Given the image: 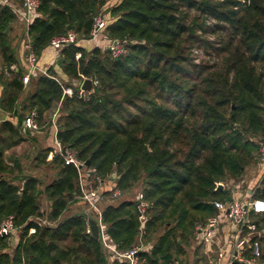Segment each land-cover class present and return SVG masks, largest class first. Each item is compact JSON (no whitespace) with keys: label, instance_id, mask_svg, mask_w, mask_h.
<instances>
[{"label":"trees","instance_id":"trees-1","mask_svg":"<svg viewBox=\"0 0 264 264\" xmlns=\"http://www.w3.org/2000/svg\"><path fill=\"white\" fill-rule=\"evenodd\" d=\"M16 4L21 0L0 1V52L9 65L18 61L7 33L18 16ZM100 13L107 16L104 34L127 41V55L115 58L88 42L69 44L47 73L33 75L27 85L21 66L9 76L0 69V106L18 121L0 119V220L13 215L21 229L13 253L5 251L11 237L0 239V264H129L110 261L113 253L101 237L87 231L92 219L87 213L60 220L81 197L78 168L66 162L63 151L42 147L35 156L37 166L57 172L44 187L20 160L8 162L7 151L31 133L23 126L31 109H37L41 124L45 113L61 104L59 143L89 161L103 179L116 174L112 191L142 184L148 203L144 223L138 200L102 209L119 250L150 245L138 252V264H186L196 224L216 213V200L232 198L228 181H241L248 167L260 162L264 0H41L27 26L38 62L52 39L69 29L88 38ZM210 34L221 36L212 41ZM196 44L211 46L218 58L210 52L209 61L197 62ZM84 78L99 80L86 98L75 87ZM109 192L104 200L113 198ZM255 196L264 198V174ZM43 213L59 221L42 224L37 218ZM254 218L257 264H264V213ZM68 240L76 245L64 247Z\"/></svg>","mask_w":264,"mask_h":264},{"label":"built area","instance_id":"built-area-1","mask_svg":"<svg viewBox=\"0 0 264 264\" xmlns=\"http://www.w3.org/2000/svg\"><path fill=\"white\" fill-rule=\"evenodd\" d=\"M40 3L41 0H21V5L17 7L18 16L21 15L23 17L27 26L37 15ZM93 22V27L88 38H81L75 30L69 29L66 33L55 36L49 47L55 53H59L63 47L69 44L81 43L85 40L88 43H94L95 46H99L103 50L109 51L115 58L129 53L130 47L127 41L119 40L118 43H115V39L104 34L106 27V17L104 14L100 13L94 16ZM196 51L198 52L199 50ZM10 67L12 70L18 69L13 64ZM39 72L47 73V69H41L39 67L38 55L30 48L26 57V71L22 79L23 83L27 85L31 77ZM97 83L98 80H94V84L97 85ZM82 91H84L83 88ZM64 92L71 94L72 90L70 88H64ZM24 125L32 133L40 131V115L37 109H31L28 112L24 120ZM57 132L58 130L55 136L57 143L60 144L57 139ZM59 151H63L62 146H60ZM64 157L67 163H73L78 168L81 198L90 209L98 212L96 221L99 225L100 237L104 245L113 253L114 257L127 260L129 264H138V252L141 250V246H134L127 250H119L108 236L100 207V202L105 199V191L108 190L105 189L107 180L99 175L96 167L89 166L85 161L78 159L74 150L66 149V155ZM259 159L260 163L264 166V141H262L259 149ZM256 188L251 190L252 193L247 197L237 196L227 201L216 200V213L208 217L204 222H198L196 224V239L198 243L205 248L210 243L219 247L214 249V251L212 248L206 250L210 254L211 264H235V261L245 264H257L259 243H253V239L259 231L254 216L264 212V198L255 196ZM119 194H121V191L117 189L114 196H118ZM147 207L148 203L144 200L143 193H140L137 208L143 223L148 218L146 214ZM224 211L225 215H222ZM226 219L229 221L231 228L227 234L222 235L220 233V226L225 223ZM89 227L88 232H91ZM16 229L13 215L3 218L0 220V239L11 237ZM199 234H201L200 237H198Z\"/></svg>","mask_w":264,"mask_h":264},{"label":"rangeland","instance_id":"rangeland-1","mask_svg":"<svg viewBox=\"0 0 264 264\" xmlns=\"http://www.w3.org/2000/svg\"><path fill=\"white\" fill-rule=\"evenodd\" d=\"M2 2H4V0H0ZM20 4V2L18 3ZM15 6H19V5H15ZM107 17V16H106ZM27 25L23 19V17L20 15L19 18L17 20L14 21L13 23V27L10 30H7L8 33V39L10 41V44L12 46V49L15 52V55L18 59V61L15 63L16 66H21L23 69H26V57L27 54L31 48L30 46V42H31V38L28 35V30H27ZM220 34H210L207 35V37L212 40V41H218L217 39L220 38ZM83 43H86L87 41L83 40ZM88 46H94V43H87ZM196 47H194V51L193 53V57L195 58V60L197 62H204V61H209L210 59V55H207L206 53H210L213 57H217L216 55V51L214 50V48H212L211 46H207L205 44L203 45H199L196 44ZM199 46V47H197ZM196 50H199L198 52ZM55 53V52H54ZM59 53H57V58ZM56 58V60H57ZM55 62V61H54ZM51 64H47L46 67H49ZM2 67H5V73L7 74V76L10 75V65L6 63L3 54L0 52V69ZM47 69V68H46ZM86 78H84L85 80ZM93 79V78H92ZM84 80H81L82 82ZM95 80H98L97 78H95ZM94 81V80H93ZM99 81V80H98ZM81 83V82H80ZM76 84L75 87H78L79 90V95L83 96L84 98H86L89 94L88 91L84 90L82 91V83L81 84ZM99 84V82L97 83ZM95 87V84H94ZM95 91V90H94ZM93 91V92H94ZM92 93V92H91ZM60 106L61 104H56L53 108H51L49 111H47L41 121V129L38 133L35 134H28V138L21 143L18 147H16L15 149H12L11 151H9V154L7 152L6 154V158L9 162L13 163V159L14 156H18L25 171L34 175L39 176L42 179V184L41 186L44 187V185L50 181H52V179H54L57 176V172L56 169L54 167L48 166L46 164L42 165V166H37V163L35 162V156L38 154L39 150L42 147H48L47 145H51L53 143H55L57 145V147L55 146L54 149L55 151L60 150V144L58 145L57 140L55 138V133L58 130V119L59 116L61 114L60 112ZM49 122L52 123L51 126H49ZM262 142V141H261ZM75 152V151H74ZM54 153V152H53ZM50 155V153H49ZM48 155V158H49ZM51 157H53V155H51ZM52 159V158H50ZM260 168L259 165H251L248 167L246 174L244 175V178L240 181L244 184V186L246 187L247 184L250 183L251 180H255V184L254 185H258L261 178L263 177V173L260 175ZM116 177L113 176V178H109L107 179V182L109 183H113L114 178ZM255 178V179H254ZM239 183L238 181H234V180H230L226 183V187L227 188H232L234 187V184ZM255 186V187H256ZM111 192L108 193V195H112L113 198H106V200H102L100 202V207L101 209H103L108 203H118L119 201L123 200V199H133V200H138V196L142 191V184L141 183H136L134 184V186L125 192H121V194H119L118 196H114L115 195V191L110 190ZM121 191V190H120ZM82 198H78L77 201L73 202L70 204L69 208L63 213V215L61 216L60 220L76 214V213H87V215L89 216V218H95L98 217V212L95 211L94 209H90L88 207V205L83 201ZM41 206H42V211H45L46 213L49 210V205H48V201L45 198H42L41 200ZM43 213V216H41L40 218H37L38 221H40L42 224H46V225H55L57 224V222L59 221H53L50 220L49 218H47V214ZM222 215H225V211L223 212ZM224 225H221L220 228H222ZM21 235V229L17 228L15 233L12 235V238L8 239L9 242V247L5 249V251H9L10 253H13L15 250V246L17 245V243L19 242V237ZM203 235V234H202ZM201 234L198 235V237H200ZM197 239H195V235H193L190 238V242L189 244H187L186 246V255L184 256V259L187 261L186 264H208L209 259L207 261V259L205 260V258H203L202 256V251L200 249L201 245L197 244ZM76 245V243L68 240L65 243H63L64 247H74ZM212 248L213 251L216 248H219L217 246H214L213 244H208L206 245V250ZM105 249H107L105 247ZM204 252V251H203ZM110 257V255H108ZM111 258V257H110ZM259 258V257H258ZM259 259H257L258 261ZM82 264V263H81Z\"/></svg>","mask_w":264,"mask_h":264},{"label":"crops","instance_id":"crops-1","mask_svg":"<svg viewBox=\"0 0 264 264\" xmlns=\"http://www.w3.org/2000/svg\"><path fill=\"white\" fill-rule=\"evenodd\" d=\"M19 18V16H17V19ZM16 19V20H17ZM57 56V53H54V51L50 48V47H48L47 49H46V51H45V54L44 55H42L41 57H40V61L38 62V64H39V67L41 68V69H46L47 67H46V65L47 64H53L54 63V61L56 60V57ZM12 65V64H11ZM10 65V66H11ZM13 65H15V63H13ZM17 67H19V66H17ZM11 68V67H10ZM10 70H12V69H10ZM13 71H16V70H13ZM93 83H94V81H93ZM1 92H2V86H1V84H0V96H1ZM12 119L15 123H17L18 121H17V118L16 117H12V114L10 113V112H6V111H4L3 109H2V107L0 106V119ZM23 126H24V128H25V125H24V122H23ZM26 129V128H25ZM39 132V131H38ZM38 132H34V133H32L31 132V134H35V133H38ZM55 138H56V136H55ZM24 142V141H23ZM22 142V143H23ZM52 144L51 145H47V146H53V147H57V145L55 144V143H53V142H51ZM20 145V144H19ZM19 145H17V146H15V147H13V148H11L10 150H8L7 152H8V154H9V151H11L12 149H15L16 147H18ZM59 145V144H58ZM55 151V150H54ZM11 152H13V151H11ZM51 153H53V151H51L50 152V154ZM50 158H52L50 155H49V159ZM15 159H18V160H20L19 159V157L18 156H14V159H13V163H14V160ZM9 162V161H8ZM9 163H11V162H9ZM258 165H259V168H260V175L263 173L264 174V166L259 162L258 163ZM255 179V178H254ZM262 179V178H261ZM261 181V180H260ZM239 183H236V184H234V187H233V189H232V198H235V197H237V196H240V197H247V196H250L249 194H251L252 192H251V190H253V189H255L256 187H258V185H260V182H259V184L256 186V185H254L255 184V180H251L250 181V183L249 184H247L246 185V187L244 186V184L242 183V182H240V181H238ZM49 183V182H48ZM116 186V182L115 181H113V183H109V182H106V185H105V189H108V190H111L112 188H114ZM256 186V187H255ZM257 189V188H256ZM232 198H230V199H232ZM264 213V212H263ZM95 220L97 219V217H95L94 218ZM224 226L221 228V231H220V233H222V235H224V234H227L229 231H230V223H229V221L226 219V221H225V223L223 224ZM89 226H90V224H89ZM90 229H91V226L89 227ZM88 231V230H87ZM92 232V231H91ZM11 238H12V236H11ZM195 239H196V235H195ZM197 242V244H198V246H199V244L200 243H198V241H196ZM201 245V244H200ZM142 247H144V248H148V247H150V245H148V246H145V245H143ZM200 249H201V251H202V256H203V258H205V260L208 258L209 259V262H208V264H211V258H210V254L206 251V248L203 246V245H201V247H200ZM204 251V252H203ZM111 258H110V261L112 260V259H114V256L111 254V256H110ZM208 259H207V261H208Z\"/></svg>","mask_w":264,"mask_h":264},{"label":"water","instance_id":"water-1","mask_svg":"<svg viewBox=\"0 0 264 264\" xmlns=\"http://www.w3.org/2000/svg\"><path fill=\"white\" fill-rule=\"evenodd\" d=\"M118 42H119V40L117 39L115 41V43H118ZM82 87H83L84 90L88 91L89 93L93 92L95 90L93 79L92 78H86L84 80V82H83ZM262 141H264V139ZM63 154L66 155V148H63ZM86 164L89 165V161H87ZM115 175L116 174H114V176ZM218 187L219 188H223L224 184L223 183H219ZM89 224L91 226V231L93 232V234L96 237H99L100 236V231H99V225H98L97 221L92 218V219L89 220ZM235 263H237V264H245V263H239V261H235Z\"/></svg>","mask_w":264,"mask_h":264}]
</instances>
